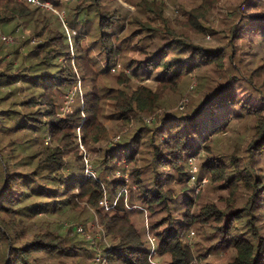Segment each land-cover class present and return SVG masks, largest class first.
<instances>
[{
  "label": "trees",
  "instance_id": "obj_1",
  "mask_svg": "<svg viewBox=\"0 0 264 264\" xmlns=\"http://www.w3.org/2000/svg\"><path fill=\"white\" fill-rule=\"evenodd\" d=\"M51 1L68 24L0 0L2 31L31 32L11 48L0 37V264H92L75 223L94 218L106 264H264V0ZM192 77L184 107L161 112ZM127 167L129 183L112 177ZM145 210L154 250L132 218Z\"/></svg>",
  "mask_w": 264,
  "mask_h": 264
},
{
  "label": "rangeland",
  "instance_id": "obj_2",
  "mask_svg": "<svg viewBox=\"0 0 264 264\" xmlns=\"http://www.w3.org/2000/svg\"><path fill=\"white\" fill-rule=\"evenodd\" d=\"M106 1L107 2L112 1L113 4H115V2L118 1V0H106ZM119 1H121L126 7L130 8L131 10H134L135 6L130 4L128 1H126V0H119ZM50 2L54 5L55 9H52L50 7H41V6L40 7L44 8L45 10H48V11H51V12L57 14L64 22H66L68 24V21H67V19H68L67 7L64 6V7L60 8V7L56 6L51 0H50ZM168 2L171 5V9L174 10L175 6L178 7V5H175L176 3H173V1L168 0ZM168 11L170 12V9ZM16 21L17 20L11 21V23L9 25H7V26H10L9 29L14 27V25L16 24ZM19 27H20V30H16L17 32H10V31H7V30H6V32H3L2 31V25L0 23V37L2 38V35L9 36L8 40H5V39L2 38L3 42H5L4 46L6 48H11V46H13L14 44L18 43L19 40H22L23 38H25V36H27V34L30 35L31 32H30V30L28 28L24 29V33L21 32V30L24 28L23 24H21V26H19ZM67 30H70V28L68 29V27H67ZM37 38H38L37 36H33L32 37V42L35 41ZM0 41H1V39H0ZM122 69H124V67L119 65V66H117V69H114V71H112V72L114 73L115 70H117L119 72ZM197 86H198V78L192 77L191 81H188L186 83L181 84V86L178 88V90L176 89V91H173L171 89H166L165 91H163L164 100H163V102L161 103V106H160L161 112L173 111L175 109H178V107L180 108V105L182 103L181 98L183 96L190 97V93H192V92L196 93ZM84 90H85V87L83 86L82 82L80 83V85H79V83H77V90L75 92H73V94H72L74 99H73V101L70 102V107L71 108H74V107H76L77 105H79L81 103ZM187 99L188 98H186V100ZM152 118L153 117H148V118H146V120H148L150 122L152 120ZM238 133H239L238 131H235V133H233V131H231V132L225 134L224 136H226V142L231 139V135L232 136L233 135L234 136H238L237 135ZM111 136L114 139L118 138V136H116V134H114L113 132L111 133ZM83 148H84L83 153H85L87 155V157L89 159V162L91 164L92 170L94 172V175L97 176L98 175V170H97L96 163H94V154L85 145H83ZM198 158L199 157L194 156L195 170H192L193 166L190 165V172L191 173L197 174V171H198V168H199V166H198V160L199 159ZM123 171L121 169L117 168L115 174L112 177H123L125 179L127 177L128 179H126V180L129 183L131 181V179H129L130 172H129L128 167H127V169L124 172ZM203 176H204L203 179L201 181H199V183H196L195 181H190L191 185H193V186L196 185L195 186V193L199 192L200 190H203L204 187H207V185H208V175H203ZM193 180H195V179H193ZM107 200L109 201V204H110L111 198H110L109 194L107 195ZM102 205H104V204H102ZM127 206L129 208H133L135 205H130V202L128 200ZM110 208L111 207L106 208V210H110ZM132 218H133L134 222L139 226V228L141 230H144V233H145V235H146V237L148 239L150 247L151 248H156V246H157V238H156V235L154 234V231L152 230V228L150 226L151 219H150L147 211L145 210V212L143 214L141 212H139V211H134L133 215H132ZM75 225L76 226H81L83 228V231L80 232V235L84 236L87 239V246H90V247L93 248L94 254L101 253L102 251H101V249H100V247H99V245L97 243V240L102 238V232L99 230L100 227L98 225L97 219L96 218L88 219L86 223L76 222ZM191 231H193V232L189 234V236H188L189 238L188 239H193L194 236H195L194 230H191ZM94 258H95V255H93V257H92V264H95ZM165 261H166V256H163L162 258H156V257L152 258V263L153 264H165Z\"/></svg>",
  "mask_w": 264,
  "mask_h": 264
},
{
  "label": "built area",
  "instance_id": "obj_3",
  "mask_svg": "<svg viewBox=\"0 0 264 264\" xmlns=\"http://www.w3.org/2000/svg\"><path fill=\"white\" fill-rule=\"evenodd\" d=\"M32 4H35V5H38V6H41V7H50L52 9H55L54 8V5L50 2V0H26ZM69 32V30H68ZM2 38L5 39V40H8L9 39V36L7 35H2ZM79 85H80V82H79ZM77 90V84L74 86L73 89L70 90V92L66 95V100H65V103L64 105L62 106V110L64 112L66 111H69L71 110L72 108L70 107V102L73 101L74 97H73V92H75ZM184 107V104L181 103L180 105V108H183ZM78 130H79V127H78ZM81 148L84 150L83 148V145H81ZM84 161H85V171H86V174L88 176H93L95 177L96 175H94V172L92 170V167H91V164L89 162V159L87 157V155L84 153ZM190 163L191 165L193 166L192 170H195V165H194V157H191L190 158ZM119 172V171H118ZM193 175L191 176V181H195L193 179H195V174L192 173ZM127 179V177H126ZM127 199V197L125 198ZM117 201V197L116 198H113V201L110 202L109 204V201L107 200V196H105L103 198V200L101 201L102 204H104L106 206V208H109L111 206L112 203H115ZM126 204H127V201H126ZM77 229L82 232L83 231V228L81 226H77ZM152 250H154V248H152ZM94 261H95V264H106V261L104 259V257L101 255V253H98L95 255V258H94ZM151 261H152V258H151Z\"/></svg>",
  "mask_w": 264,
  "mask_h": 264
}]
</instances>
